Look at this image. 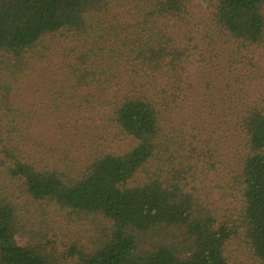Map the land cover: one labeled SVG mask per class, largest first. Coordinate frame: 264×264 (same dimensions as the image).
I'll list each match as a JSON object with an SVG mask.
<instances>
[{"label":"trees","instance_id":"trees-1","mask_svg":"<svg viewBox=\"0 0 264 264\" xmlns=\"http://www.w3.org/2000/svg\"><path fill=\"white\" fill-rule=\"evenodd\" d=\"M0 175V264H264V0H0Z\"/></svg>","mask_w":264,"mask_h":264},{"label":"rangeland","instance_id":"rangeland-1","mask_svg":"<svg viewBox=\"0 0 264 264\" xmlns=\"http://www.w3.org/2000/svg\"><path fill=\"white\" fill-rule=\"evenodd\" d=\"M199 1L203 5H205V3H206V0H199ZM217 71H218L217 68L213 69L210 66L205 67L204 65H202L201 68H193L192 69V76L190 75V78L198 85V88L195 90L196 95L193 98L192 102L194 100H196V102L194 104L202 105V106H204L205 109H208L210 111H211V109L208 106V103L206 101H204V95L202 93H207V91H206L207 83L213 82V84L211 86V88H213V92H211V96H208L209 99H212L213 94H217L218 89L226 83L224 78L221 77V75L217 74ZM198 89H201V90L198 92ZM194 113L199 114V112H194L193 110L191 111V105H188V111L183 112V114H184L183 117H185V116L190 117ZM190 118H192V117H190ZM206 121L210 122V124L208 125V128H211V127L214 128V138H215L216 142H219V135L221 133H220V129L218 128V125L215 121V118L210 117V118H207ZM226 129H228V127H226ZM207 135H209V133ZM13 189H14L13 183L10 180H8V179H6L0 175V193L1 192L2 193H4V192L5 193H12ZM216 190H217V192H219V189H216ZM217 192H214L213 196H214V200H217V202L220 204L221 200H220ZM20 241L25 242L26 238H21ZM62 247L63 246H60V244L58 245V249L62 250ZM60 262H62V260H60ZM62 264H74V262L71 258H69L68 260H66V262H63Z\"/></svg>","mask_w":264,"mask_h":264}]
</instances>
